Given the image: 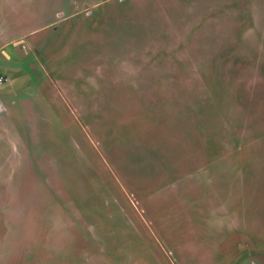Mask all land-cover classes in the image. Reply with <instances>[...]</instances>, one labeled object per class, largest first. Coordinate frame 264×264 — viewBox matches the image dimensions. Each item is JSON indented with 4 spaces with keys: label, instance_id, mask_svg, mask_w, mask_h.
Here are the masks:
<instances>
[{
    "label": "rangeland",
    "instance_id": "374dc122",
    "mask_svg": "<svg viewBox=\"0 0 264 264\" xmlns=\"http://www.w3.org/2000/svg\"><path fill=\"white\" fill-rule=\"evenodd\" d=\"M1 75L0 264H264V0H0Z\"/></svg>",
    "mask_w": 264,
    "mask_h": 264
},
{
    "label": "built area",
    "instance_id": "2783aa9c",
    "mask_svg": "<svg viewBox=\"0 0 264 264\" xmlns=\"http://www.w3.org/2000/svg\"><path fill=\"white\" fill-rule=\"evenodd\" d=\"M7 81H8V78L7 77H5L3 75L0 76V85L5 84Z\"/></svg>",
    "mask_w": 264,
    "mask_h": 264
},
{
    "label": "crops",
    "instance_id": "0c3cea01",
    "mask_svg": "<svg viewBox=\"0 0 264 264\" xmlns=\"http://www.w3.org/2000/svg\"><path fill=\"white\" fill-rule=\"evenodd\" d=\"M2 67L5 68L6 66L3 65ZM8 81H9V79H8ZM3 85H4V84H3ZM15 107H16V106H15ZM17 108H18V107H17ZM17 108H14V109L16 110ZM21 113H23V111H22ZM19 114H20V112H19Z\"/></svg>",
    "mask_w": 264,
    "mask_h": 264
}]
</instances>
